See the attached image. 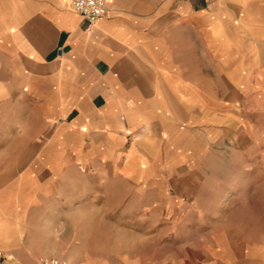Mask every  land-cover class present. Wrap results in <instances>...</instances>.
I'll return each instance as SVG.
<instances>
[{
    "label": "crops",
    "instance_id": "crops-1",
    "mask_svg": "<svg viewBox=\"0 0 264 264\" xmlns=\"http://www.w3.org/2000/svg\"><path fill=\"white\" fill-rule=\"evenodd\" d=\"M106 1L0 0V264H264V0Z\"/></svg>",
    "mask_w": 264,
    "mask_h": 264
},
{
    "label": "rangeland",
    "instance_id": "rangeland-1",
    "mask_svg": "<svg viewBox=\"0 0 264 264\" xmlns=\"http://www.w3.org/2000/svg\"><path fill=\"white\" fill-rule=\"evenodd\" d=\"M258 98H259L258 101H260V104L264 105V95H262L261 97H258ZM250 114L251 113H249V112H243L242 116H245L247 119H249V115ZM256 116H257V118L255 116L251 115V121L250 122L247 121V123H251V124L257 125L255 127L256 129H253V131L257 132V134L262 135V137H264V112L263 111H258V115H256ZM196 177L200 181L203 179V176H196ZM262 179H264V177H260L258 179V182H257V184H258V186H257V194H258V196L259 195H264V191L263 192L261 191L264 188H260V186H259V183L262 182ZM197 193H199V191L194 193L195 196L197 195ZM227 195H229V194H227ZM227 198H229V197H227ZM259 198L260 197H258L257 199H259ZM201 199H202V193H199V200H201ZM248 199L251 200V198H248ZM258 210H262L260 212V214L262 216L260 218H258V219H260V221L251 222L253 220V218L251 220V217H249L248 214H243L242 215L243 217H245L246 222H244V224H239V226H241L243 229H245V230H243L242 233L245 234L247 237H248L249 234L255 233L256 231L264 232V207L263 208L260 207ZM230 211H235V208H232L231 210L227 209V212H229V213H227V216H226V220L229 221V223L226 224V231H227V233H229L228 235L229 236H235V237H238L240 235V236L244 237L243 234L242 235L239 234V233H241L240 231H236L234 229L235 225L232 222H230V220L236 219L238 214L231 213ZM262 212H263V214H262ZM261 219L263 221H261ZM202 227H204L202 224H195L194 228H193L195 230L194 239L193 240H192V238L189 239V243H191V245H192L191 247L189 246L190 247L189 256L191 258H195V259L198 258V255H197L196 251H204V248L202 247L203 240L199 236L201 234ZM215 227H217V225ZM147 231H149V230H147ZM239 241H240V239L236 238V240H234L235 245H237V242L239 243ZM251 242H254V241H251ZM162 246L166 247L165 245H162ZM146 247H147L146 249H149V248L153 247L151 241L147 242ZM53 258L57 259L58 257H53ZM145 258L147 260H153L154 258H157V257L145 256ZM161 258L163 259L162 260L163 261L162 264H165L166 261H171V259L172 260H174L176 258H179L180 260L182 259V257L166 256V255H163ZM247 263H248V261H247ZM175 264H177V263H175ZM179 264H180V262H179Z\"/></svg>",
    "mask_w": 264,
    "mask_h": 264
},
{
    "label": "built area",
    "instance_id": "built-area-1",
    "mask_svg": "<svg viewBox=\"0 0 264 264\" xmlns=\"http://www.w3.org/2000/svg\"><path fill=\"white\" fill-rule=\"evenodd\" d=\"M106 7V0H71L70 2V8L84 21L86 30H88L98 18L105 14ZM38 264L62 263L53 257H48L40 259Z\"/></svg>",
    "mask_w": 264,
    "mask_h": 264
}]
</instances>
